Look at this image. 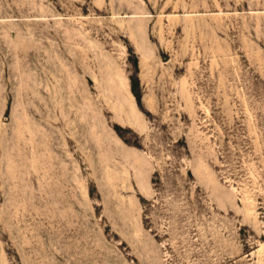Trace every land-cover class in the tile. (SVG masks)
<instances>
[{"label":"rangeland","instance_id":"rangeland-1","mask_svg":"<svg viewBox=\"0 0 264 264\" xmlns=\"http://www.w3.org/2000/svg\"><path fill=\"white\" fill-rule=\"evenodd\" d=\"M0 264H264V0H0Z\"/></svg>","mask_w":264,"mask_h":264}]
</instances>
